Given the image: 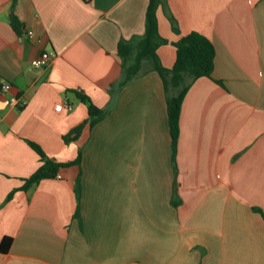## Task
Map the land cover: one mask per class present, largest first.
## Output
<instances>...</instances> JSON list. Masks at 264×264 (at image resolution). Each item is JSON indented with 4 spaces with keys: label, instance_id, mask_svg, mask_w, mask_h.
Wrapping results in <instances>:
<instances>
[{
    "label": "crops",
    "instance_id": "1",
    "mask_svg": "<svg viewBox=\"0 0 264 264\" xmlns=\"http://www.w3.org/2000/svg\"><path fill=\"white\" fill-rule=\"evenodd\" d=\"M12 1L0 0V85H11L0 95V241L12 240L0 264H264V0L158 8L163 68L191 32L215 52L212 78L181 103L174 159L159 75L145 63L119 86L117 46L143 35L149 0ZM43 52L54 58L37 68ZM78 95L108 114L65 143L88 119ZM29 142L79 163L22 190L42 165Z\"/></svg>",
    "mask_w": 264,
    "mask_h": 264
},
{
    "label": "trees",
    "instance_id": "2",
    "mask_svg": "<svg viewBox=\"0 0 264 264\" xmlns=\"http://www.w3.org/2000/svg\"><path fill=\"white\" fill-rule=\"evenodd\" d=\"M15 3L16 0H13V8ZM164 6L165 0H149L145 13L143 35L138 38L135 44L127 41L119 42L117 54L121 59L123 75L119 86H123L139 75L145 63L149 64L151 70L159 75L166 94L168 126L171 136L172 157L174 159L179 134L178 120L181 103L189 87L196 79L212 78L215 52L212 43L206 37L196 32H191L174 43L176 59L172 68H163L156 51L160 45L166 44V41L159 37L156 12L159 7ZM170 21L174 32H178L174 19H170ZM9 22L15 30L18 29L19 22L13 13L9 16ZM217 83L220 84L218 81ZM78 97L87 105L88 119L84 124L76 127L63 137L65 143L76 140L86 124L89 127H93L108 114L107 110L95 107L88 98L81 95H78ZM29 146L40 157L42 165L29 179L25 180L22 190H27L41 180L54 178L60 168L77 165L80 160L78 155L74 162L66 164L56 163L46 159L36 144L29 142ZM262 217L264 219V214H262ZM11 243V238H3L0 241V253L5 254L9 250Z\"/></svg>",
    "mask_w": 264,
    "mask_h": 264
},
{
    "label": "built area",
    "instance_id": "3",
    "mask_svg": "<svg viewBox=\"0 0 264 264\" xmlns=\"http://www.w3.org/2000/svg\"><path fill=\"white\" fill-rule=\"evenodd\" d=\"M26 35L32 39L34 38V33L33 31H27ZM54 58V53L52 52H43L35 61H34V66L39 68L48 65L51 60ZM11 89V85L8 83H2L0 85V95L9 92ZM9 104L15 108H22L25 105L24 101H21L18 97L12 96L9 99ZM62 108H65L66 110L70 111L71 106L67 103L64 105L58 104L55 106V111H60Z\"/></svg>",
    "mask_w": 264,
    "mask_h": 264
}]
</instances>
